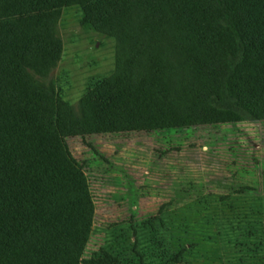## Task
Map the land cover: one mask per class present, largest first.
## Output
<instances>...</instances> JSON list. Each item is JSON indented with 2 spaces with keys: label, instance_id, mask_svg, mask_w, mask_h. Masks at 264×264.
I'll list each match as a JSON object with an SVG mask.
<instances>
[{
  "label": "trees",
  "instance_id": "trees-1",
  "mask_svg": "<svg viewBox=\"0 0 264 264\" xmlns=\"http://www.w3.org/2000/svg\"><path fill=\"white\" fill-rule=\"evenodd\" d=\"M73 5L81 7L84 22L118 38L120 56L227 50L231 67L212 96L231 120L208 123L200 109L194 123L175 125L137 83L143 123L131 100L114 105L113 78L86 95L88 118L97 129L142 123L178 133L233 121L264 125V0H0V264H173L165 241L161 251L143 242L141 250L135 226L136 241L129 239L125 250L83 258L95 203L64 136L65 126L80 134L86 129L54 86L31 73L43 76L56 66L61 43L54 38L55 22ZM251 232L264 242L263 223Z\"/></svg>",
  "mask_w": 264,
  "mask_h": 264
},
{
  "label": "rangeland",
  "instance_id": "rangeland-1",
  "mask_svg": "<svg viewBox=\"0 0 264 264\" xmlns=\"http://www.w3.org/2000/svg\"><path fill=\"white\" fill-rule=\"evenodd\" d=\"M55 23L60 58L46 75L31 73L54 86L86 129L80 134L65 126L64 136L95 203L83 258L125 250L129 239L136 241L135 226L141 250L143 242L161 251L165 241L173 264H264L263 239L251 232L264 225L263 124L218 122L177 133L141 123L108 131L91 124L86 108V95L113 78L114 105L131 100L143 123L137 83L175 125L194 123L200 109L208 123L231 120L212 96L231 67L227 50L120 56L118 38L84 22L80 6L64 7Z\"/></svg>",
  "mask_w": 264,
  "mask_h": 264
}]
</instances>
